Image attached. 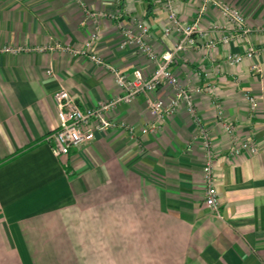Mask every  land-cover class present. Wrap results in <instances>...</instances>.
Here are the masks:
<instances>
[{
    "label": "crops",
    "instance_id": "crops-1",
    "mask_svg": "<svg viewBox=\"0 0 264 264\" xmlns=\"http://www.w3.org/2000/svg\"><path fill=\"white\" fill-rule=\"evenodd\" d=\"M84 1L92 11L118 7L117 0ZM225 1L252 27L264 23V0ZM150 3L122 0V22L143 18L151 27L149 43L162 54L178 36L164 35V0ZM202 3L177 0L176 6L191 22ZM216 23L228 20L210 6L201 24ZM97 26L95 53L126 73H153L154 64L135 45L121 46L117 21L87 15L77 0H0V45L81 46ZM252 39L264 46V33ZM244 49V41L210 52L194 47L172 65L184 84L207 90L193 99L213 136L222 217L205 204V150L184 104L158 134L137 141L123 130L98 133L59 158L43 141L60 123L55 93L65 87L83 108L93 106L120 93L113 74L61 51L0 53V264H264V49L254 59L262 66L258 75L248 58L225 61ZM203 66L210 72L205 79L197 76ZM50 68L55 76L47 74ZM211 84L224 116L237 121L240 139H256L258 153L224 157L231 139L216 118ZM245 90L259 99L251 120ZM171 96L162 86L121 105L118 117L141 127L152 119L148 98Z\"/></svg>",
    "mask_w": 264,
    "mask_h": 264
},
{
    "label": "built area",
    "instance_id": "built-area-1",
    "mask_svg": "<svg viewBox=\"0 0 264 264\" xmlns=\"http://www.w3.org/2000/svg\"><path fill=\"white\" fill-rule=\"evenodd\" d=\"M176 1L164 0V7L167 11V23L163 30L165 36L177 35L178 39L173 49L160 54L148 41L151 35V27L143 18L134 16L131 18L130 26L123 24L122 19L125 11L122 8V0H117L118 7L112 12L92 11L84 0H77L87 15L96 18L110 17L117 21L124 35V41L121 46L125 48L129 45H135L154 64L155 69L150 76L144 75L140 70L126 73L114 63L95 53L93 47L101 38L98 26L81 46L52 42L34 48L38 51H61L74 56L87 57L96 65L102 66L112 73L120 89V93L112 98L83 108L65 87H60L55 93L60 123L55 130L45 136L43 141L49 145L53 154L59 158L69 155L73 148L91 143L98 133L106 134L112 130H123L138 141L142 136L158 134L162 130L164 121L174 116L184 104L197 126L196 138L201 140L205 150L206 160L203 167L207 188L204 197L205 204L218 217H222L219 192L216 185L215 162L217 153L214 148L213 136L211 129L205 124L193 99L195 93H205L207 90L204 86L193 87L189 84H184L172 69V65L180 53L191 48L202 47L207 52H210L219 47V45L244 41V51L242 53L229 52L225 57V61L231 65H238L244 58H248L253 61L251 64L252 72L256 75L261 74L262 66L255 62L254 59L260 50L264 49V46L258 48L252 36L264 33V23L257 27H252L242 11L225 0H203L197 16L191 22H185L180 16ZM210 6H215L218 9L220 14L228 20V25L216 23L207 28L202 26V18ZM199 39H201L202 43L199 42ZM34 49L26 46L0 45V53H17ZM47 74L55 76L52 68L48 69ZM197 76L205 79L210 76V72L203 66L202 69L197 71ZM237 84H239V81H237ZM165 85L171 88L172 96L168 101L159 97L148 98L149 111L152 116L148 123L137 127L118 117L121 105L131 104L138 96L142 94L148 95ZM208 86L211 87L208 93L215 107L216 118L222 123L231 139L230 148L224 157L232 158L244 153H258L260 146L256 139H240L237 133V121L224 116V106L216 93V85L211 84ZM243 93L249 103L250 120L254 119L259 109V99L249 90H245Z\"/></svg>",
    "mask_w": 264,
    "mask_h": 264
},
{
    "label": "trees",
    "instance_id": "trees-1",
    "mask_svg": "<svg viewBox=\"0 0 264 264\" xmlns=\"http://www.w3.org/2000/svg\"><path fill=\"white\" fill-rule=\"evenodd\" d=\"M147 2H148V5L147 6L149 7L151 5L150 0H147Z\"/></svg>",
    "mask_w": 264,
    "mask_h": 264
}]
</instances>
